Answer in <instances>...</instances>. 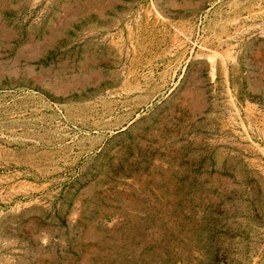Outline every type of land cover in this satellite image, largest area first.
I'll use <instances>...</instances> for the list:
<instances>
[{"label": "rangeland", "instance_id": "374dc122", "mask_svg": "<svg viewBox=\"0 0 264 264\" xmlns=\"http://www.w3.org/2000/svg\"><path fill=\"white\" fill-rule=\"evenodd\" d=\"M0 264H264V0H0Z\"/></svg>", "mask_w": 264, "mask_h": 264}]
</instances>
